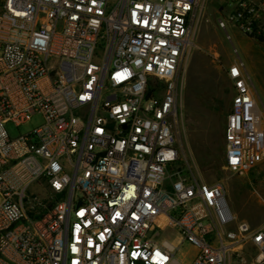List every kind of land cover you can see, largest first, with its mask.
Instances as JSON below:
<instances>
[{
  "label": "built area",
  "instance_id": "1",
  "mask_svg": "<svg viewBox=\"0 0 264 264\" xmlns=\"http://www.w3.org/2000/svg\"><path fill=\"white\" fill-rule=\"evenodd\" d=\"M204 1L0 0V264H182L183 243L186 264H226L246 244L264 264V228L236 221L181 141L179 75ZM216 1L226 40L232 28L264 46V0ZM233 53L223 165L240 177L264 161V107Z\"/></svg>",
  "mask_w": 264,
  "mask_h": 264
},
{
  "label": "rangeland",
  "instance_id": "2",
  "mask_svg": "<svg viewBox=\"0 0 264 264\" xmlns=\"http://www.w3.org/2000/svg\"><path fill=\"white\" fill-rule=\"evenodd\" d=\"M219 6L216 0H205L195 20L192 46L180 69L182 121L181 141L184 151L195 166L198 176L208 183L220 182L236 221L244 220L253 227L264 228V161L245 176H234L224 170V126L233 97L232 83L226 68L238 51L264 107V46L228 28L229 42L216 23ZM260 104V106H262ZM42 121L34 116L25 125L8 123L5 128L17 137ZM236 225H231L235 229ZM176 240L175 231L166 229L161 238ZM240 254H232L226 264H256L258 250L252 244L243 246ZM195 249L183 243L176 251L182 264L188 263Z\"/></svg>",
  "mask_w": 264,
  "mask_h": 264
}]
</instances>
